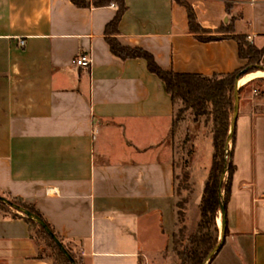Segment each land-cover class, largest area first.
Here are the masks:
<instances>
[{
  "label": "crops",
  "instance_id": "crops-1",
  "mask_svg": "<svg viewBox=\"0 0 264 264\" xmlns=\"http://www.w3.org/2000/svg\"><path fill=\"white\" fill-rule=\"evenodd\" d=\"M185 1L213 32L240 13L234 34L264 49V0ZM126 5L119 40L164 71L210 77L245 64L236 41L197 40L175 0ZM116 13L70 0H0V196L33 205L81 264H160L177 230V144H168L175 108L145 60L111 52L105 29ZM81 55L90 67L74 64ZM243 78L237 171L212 264H264V114L255 113L263 101L243 96L264 77ZM202 122L188 118L175 135L193 134L195 155L203 138L190 126ZM31 233L24 218L0 214V264H52Z\"/></svg>",
  "mask_w": 264,
  "mask_h": 264
},
{
  "label": "trees",
  "instance_id": "trees-1",
  "mask_svg": "<svg viewBox=\"0 0 264 264\" xmlns=\"http://www.w3.org/2000/svg\"><path fill=\"white\" fill-rule=\"evenodd\" d=\"M70 1L77 7L81 8H99L112 5L117 7V13L114 19L105 29L107 43L109 44L111 52L122 60H145L149 72L165 84L166 91L170 95L175 108L171 130L172 140H175L178 127L188 116H191L194 121H199L201 118H205V122L211 124L214 150L213 161L199 205L201 217L197 230L188 237L187 245L183 248L180 247V242L184 235L182 229L178 230V228H180L179 224H184L185 221V206L187 200H178L176 201L175 206L177 214V230L172 237V253L177 257L180 264H204L209 253L219 243V229L216 223V218L219 211H221L222 202L227 206V203L231 198L233 178L237 171V166L233 160L236 128L231 142L233 147L231 151L226 149V142L228 140L234 113L236 80L237 78L241 79L248 74L259 71L258 66L264 59V49L257 48L246 36L234 34V22L241 17V14L238 13L232 15V4H227V13L232 15L230 22L227 25H222L217 31L213 32L205 30L200 26L194 9L185 0H175L186 7L189 31L195 35L197 40L207 43L232 39L237 42L239 56L241 60L245 61V64L243 67L232 73L214 74L210 77L190 73L168 72L164 71L157 64L153 55L147 51L139 47L125 45L119 40V24L127 11L126 0ZM248 67L252 69H248V71L244 73V70ZM242 89L243 88L239 90V93ZM255 113H263L261 112L260 106L257 105L255 107ZM192 153L193 149H191L188 154ZM183 170V188L184 190H189L191 184L188 166L185 165ZM224 173V181L220 188V182ZM176 182H178V176L176 177ZM221 192H223V197L220 195ZM179 196L180 192L177 183L176 197ZM11 201L43 219L41 213L36 210L33 205L27 204L19 198H13ZM10 210V207L0 200V214L9 216L8 213H10ZM12 217H22L31 225V236L36 242L37 239L35 238V235L45 238L56 252L57 258L61 264H72L60 250L55 241L38 223L25 216L19 215L18 213H15ZM37 244L39 243L37 242ZM68 252L71 254L76 264H81L69 250ZM215 257H213L209 264H211Z\"/></svg>",
  "mask_w": 264,
  "mask_h": 264
},
{
  "label": "rangeland",
  "instance_id": "rangeland-1",
  "mask_svg": "<svg viewBox=\"0 0 264 264\" xmlns=\"http://www.w3.org/2000/svg\"><path fill=\"white\" fill-rule=\"evenodd\" d=\"M264 61V59H263ZM248 69H252L249 68ZM258 70L257 72L260 73H264V63L262 62L259 66H258ZM248 71V70H247ZM254 72V73H257ZM262 79V80H260ZM253 90H256L258 92L257 95H255L253 93ZM253 95V97L256 98H261L263 101V104H261L260 108H261V112L264 113V78H257L256 81H254V83L251 85V87L245 91L243 93V96L246 95ZM240 94V93H239ZM241 95V94H240ZM251 95V97H252ZM241 100V98H240ZM188 118L192 117H187L186 120ZM205 119V118H204ZM194 127H196V130H194ZM192 133H194L195 135L197 134L198 137L203 138L202 141L199 145L197 144V153L196 155L194 154V152L192 154H188L189 151L191 149H193V141H194V136L193 134H187L186 136L184 134H182V137H180V139H176L172 140L169 139L168 140V144L171 145V143L173 145L177 144V147L175 148V160L177 162V176H178V187H179V192H180V196L177 197V201L179 200H187V204L185 206V210H186V214H185V221L184 224H179V229H182L183 232V238L181 239L180 242V247H184L185 245H187V241H188V237L190 235H192L193 233L196 232L197 230V226L199 224L200 221V217H201V213H200V208L196 207L194 205L195 200L197 199V194L198 192H202L204 190V186H205V182L208 178L209 175V171L212 165V161H213V141H212V137L207 138L206 136H208L211 133V124L207 123L206 125L202 122L197 126H190ZM232 143L230 144L229 150L231 151L232 149ZM195 156V158H194ZM193 158H194V164H192L193 162ZM187 165L188 166V170L190 172V184H191V188L189 190H184V184L182 183V177H183V168L184 166ZM193 165V167H192ZM192 167V170H191ZM182 189H181V188ZM223 193V192H222ZM7 199H9L10 201L13 200V198L11 197H5ZM189 204L191 205L190 211L188 210V206ZM11 209V208H10ZM189 211V212H188ZM15 213H17L16 211H14L13 209L10 210V213H8V215L12 216ZM21 215V214H19ZM216 223L219 229V242L221 239V234H222V214L221 211H219L217 218H216ZM35 238L37 239V242L42 245L44 247V252H45V256H47L52 264H61V262L58 260L56 252L54 251V249L49 245V243L45 240V238L40 237L35 235ZM172 249L173 246L171 247L170 251H167L164 255V257L162 256L159 263L160 264H180L179 260L177 259V257L172 253ZM171 254V258L170 255ZM165 259V260H163ZM212 264V263H211Z\"/></svg>",
  "mask_w": 264,
  "mask_h": 264
},
{
  "label": "water",
  "instance_id": "water-1",
  "mask_svg": "<svg viewBox=\"0 0 264 264\" xmlns=\"http://www.w3.org/2000/svg\"><path fill=\"white\" fill-rule=\"evenodd\" d=\"M246 72H244V73H246ZM239 80H240V78H237V80H236L234 113H233V117H232V121H231V127H230L228 140L226 142V149L227 150H229V147H230V144L232 142L233 135H234V130H235L236 125H237V118H238L239 105H240ZM224 177H225V173L222 176V179H221V182H220V188H221V186L223 184ZM220 195H221V197H223V193L222 192L220 193ZM0 200L3 201L6 205H8L11 209L16 211L18 214H21L22 216H25L28 219L38 223L46 231V233L55 241V243L59 246V248L63 252V254L67 257V259L72 264H76L75 260L71 256V254L68 252V250L65 248V246L60 242V240L57 238V236L53 233V231L51 230V228L48 226V224L45 222L44 219H42L41 217L33 214L32 212H30L26 208L21 207V206L15 204V203H13L12 201H10L9 199H7L5 197L0 196ZM221 214H222V234H221L220 242L209 253V255H208L207 259L205 260L204 264H209L210 261L213 259V257H215L219 253V251L222 249V247L224 245V242H225L226 206H225V204L223 202L221 204Z\"/></svg>",
  "mask_w": 264,
  "mask_h": 264
},
{
  "label": "built area",
  "instance_id": "built-area-1",
  "mask_svg": "<svg viewBox=\"0 0 264 264\" xmlns=\"http://www.w3.org/2000/svg\"><path fill=\"white\" fill-rule=\"evenodd\" d=\"M24 44L25 43L23 41H21V45H24ZM73 62L78 67L87 68V67H90L92 60H91L90 56L81 55V56L77 57L76 59H74Z\"/></svg>",
  "mask_w": 264,
  "mask_h": 264
},
{
  "label": "bare ground",
  "instance_id": "bare-ground-1",
  "mask_svg": "<svg viewBox=\"0 0 264 264\" xmlns=\"http://www.w3.org/2000/svg\"><path fill=\"white\" fill-rule=\"evenodd\" d=\"M255 77H264V73H254V74H251V75H248L247 77L243 78L241 81H240V84H244L247 80L249 81L250 79H253Z\"/></svg>",
  "mask_w": 264,
  "mask_h": 264
}]
</instances>
